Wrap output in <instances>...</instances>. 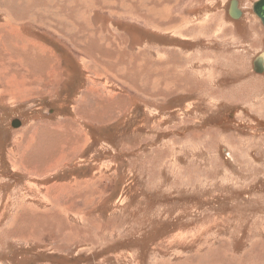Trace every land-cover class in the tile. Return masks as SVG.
<instances>
[{"label":"rangeland","instance_id":"1","mask_svg":"<svg viewBox=\"0 0 264 264\" xmlns=\"http://www.w3.org/2000/svg\"><path fill=\"white\" fill-rule=\"evenodd\" d=\"M231 1L0 0V264H264V28Z\"/></svg>","mask_w":264,"mask_h":264},{"label":"water","instance_id":"2","mask_svg":"<svg viewBox=\"0 0 264 264\" xmlns=\"http://www.w3.org/2000/svg\"><path fill=\"white\" fill-rule=\"evenodd\" d=\"M252 9H253L254 14L261 21L262 26L264 28V0H256L252 5ZM229 13L233 18H236L241 13V11L237 8V2L235 0H232L230 3ZM263 67H264L263 54H260L256 56L255 59L253 60V68L256 72H260L263 70ZM14 122H17V121L14 120L12 123L13 126H16Z\"/></svg>","mask_w":264,"mask_h":264},{"label":"crops","instance_id":"3","mask_svg":"<svg viewBox=\"0 0 264 264\" xmlns=\"http://www.w3.org/2000/svg\"><path fill=\"white\" fill-rule=\"evenodd\" d=\"M91 7H92V5H91Z\"/></svg>","mask_w":264,"mask_h":264},{"label":"bare ground","instance_id":"4","mask_svg":"<svg viewBox=\"0 0 264 264\" xmlns=\"http://www.w3.org/2000/svg\"><path fill=\"white\" fill-rule=\"evenodd\" d=\"M165 11V10H164Z\"/></svg>","mask_w":264,"mask_h":264}]
</instances>
